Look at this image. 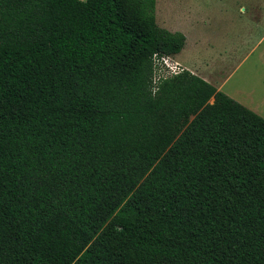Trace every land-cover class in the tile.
<instances>
[{"label":"trees","instance_id":"trees-1","mask_svg":"<svg viewBox=\"0 0 264 264\" xmlns=\"http://www.w3.org/2000/svg\"><path fill=\"white\" fill-rule=\"evenodd\" d=\"M155 9L0 0V264H264V117L154 89L186 40Z\"/></svg>","mask_w":264,"mask_h":264},{"label":"rangeland","instance_id":"rangeland-1","mask_svg":"<svg viewBox=\"0 0 264 264\" xmlns=\"http://www.w3.org/2000/svg\"><path fill=\"white\" fill-rule=\"evenodd\" d=\"M263 11L264 0H156L155 9L160 27L186 33L185 52L208 57L228 76L224 89L237 88L264 116ZM196 30L210 41L191 49Z\"/></svg>","mask_w":264,"mask_h":264},{"label":"crops","instance_id":"crops-1","mask_svg":"<svg viewBox=\"0 0 264 264\" xmlns=\"http://www.w3.org/2000/svg\"><path fill=\"white\" fill-rule=\"evenodd\" d=\"M264 12V11H263ZM198 17L199 19V14L197 15L196 13L194 14ZM181 31V30H178ZM183 32V31H181ZM184 33V32H183ZM186 36L185 44L183 48L181 49L180 52H178L176 57L179 59V61L186 67V69L190 70L191 72L199 75L206 81L210 82L213 84L217 89L225 92L235 100L239 101L240 103L244 104L248 108L252 109L253 111L257 112L260 114V112L257 110V105L255 103L251 102L249 98L246 96L242 95L239 90L235 87H231V90H226L224 89L226 82L228 80V76H222L220 77V73L222 70H220L217 67L210 66V61L208 60V57L201 58L200 56H197L198 54L194 55V53L190 52H185V46L187 44V35L184 33ZM195 36V37H194ZM210 38L207 36H200L199 31L196 30V35L194 34L192 37V43L190 45L191 49L194 48L195 44L203 43V42H209ZM208 60V61H207ZM213 101V99L211 100ZM262 115V114H260ZM263 116V115H262ZM264 117V116H263Z\"/></svg>","mask_w":264,"mask_h":264},{"label":"built area","instance_id":"built-area-1","mask_svg":"<svg viewBox=\"0 0 264 264\" xmlns=\"http://www.w3.org/2000/svg\"><path fill=\"white\" fill-rule=\"evenodd\" d=\"M154 76L153 83L156 89L158 83L168 76L182 72L186 67L173 54L155 52L153 54Z\"/></svg>","mask_w":264,"mask_h":264}]
</instances>
